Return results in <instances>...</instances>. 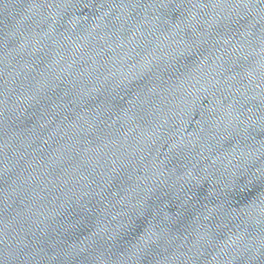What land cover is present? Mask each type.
Instances as JSON below:
<instances>
[{"label": "water", "instance_id": "1", "mask_svg": "<svg viewBox=\"0 0 264 264\" xmlns=\"http://www.w3.org/2000/svg\"><path fill=\"white\" fill-rule=\"evenodd\" d=\"M0 264H264V0H0Z\"/></svg>", "mask_w": 264, "mask_h": 264}]
</instances>
